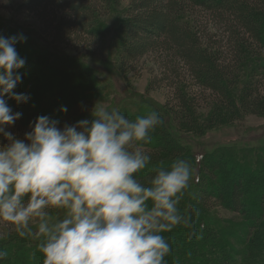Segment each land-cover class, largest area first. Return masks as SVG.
I'll use <instances>...</instances> for the list:
<instances>
[{"label":"trees","instance_id":"1","mask_svg":"<svg viewBox=\"0 0 264 264\" xmlns=\"http://www.w3.org/2000/svg\"><path fill=\"white\" fill-rule=\"evenodd\" d=\"M122 1L126 3L117 35L119 63L126 67L151 55H165L166 60L160 66L164 70L160 76L150 78L148 87L151 89L155 83L166 81L176 85L174 114L182 116L189 130H197L193 110L198 105L197 96L176 84L182 82L181 73L176 71L179 65L201 90L211 92L207 104L216 118L213 121H222L220 116L223 115L238 120L247 112L264 113V90L259 87L260 82H264V0H19L15 12L34 15L40 33L54 47L36 50L28 43L25 51L19 52L26 59V65L20 70L23 80L15 91L28 94L30 99L23 104L8 100L13 112L22 114L15 124L30 126V122L41 115L58 120V126L90 120L84 109L95 105V75L93 78L87 61L81 56L62 54L57 46L72 43L76 54L87 55L92 48L83 47L87 40L97 45L102 38L101 18L109 13L113 3ZM200 15L205 16V25L200 23L203 16L198 20ZM56 62L61 64L64 77L57 78ZM167 69L171 70L170 74H166ZM40 84L44 85L42 92L38 89ZM50 92L55 97H51ZM63 107L67 108L66 112L59 110L51 117L54 109ZM122 111L129 119L135 118ZM157 113L163 120L164 114ZM144 147L152 155L148 169L138 174L145 182L151 177L152 167L161 163L166 167L177 157L189 159L186 146L165 128L163 121L152 133L151 144ZM234 152L235 149L217 146L201 153L195 170L197 190L193 202L190 203V197L184 198L180 208L199 209L200 215L194 219L198 233L203 225L202 238L189 241L188 230L179 226L166 233L167 236L164 234L172 248L166 257L167 264H208L213 258H216L215 264H221L222 258L223 264L233 263L234 256L230 259L225 255V251H229L227 239L234 236V242L240 244L246 236L235 235L232 228H228L229 231L224 227L233 220L230 217L226 222L218 221L219 225L210 213L201 210L210 212L208 207L212 204L243 217L249 214L242 233L250 235L255 231L256 234L264 225V159H252L247 152L246 157L239 160ZM205 157L210 159L203 163ZM231 225L237 228L235 222ZM26 239L27 242H14L11 237L1 240L0 248L7 251L8 256L0 264H42V255L35 251L37 242ZM251 252V255L257 252L260 258L264 257V250Z\"/></svg>","mask_w":264,"mask_h":264},{"label":"clouds","instance_id":"2","mask_svg":"<svg viewBox=\"0 0 264 264\" xmlns=\"http://www.w3.org/2000/svg\"><path fill=\"white\" fill-rule=\"evenodd\" d=\"M26 39L0 35V221L37 242L42 264H167L165 233L179 226L189 241L202 238L199 209L179 207L195 175L192 162L177 157L152 167L146 182L138 177L152 161L144 146L162 123L156 111L129 119L95 104L90 120L61 128L41 115L23 139L6 131L22 115L8 100L30 99L15 91L26 65L16 44ZM7 256L0 248V261Z\"/></svg>","mask_w":264,"mask_h":264},{"label":"rangeland","instance_id":"3","mask_svg":"<svg viewBox=\"0 0 264 264\" xmlns=\"http://www.w3.org/2000/svg\"><path fill=\"white\" fill-rule=\"evenodd\" d=\"M18 3L19 0H0V35L4 34L9 37V32L11 31V36L23 34L27 37L26 41L16 44L18 53L23 49L25 51L26 48L24 47L27 46L28 43L36 50L47 49V47L53 48L54 45L51 44L50 40L40 33L39 23L34 15L15 12ZM125 3L126 1H122L120 4L113 3L109 13L105 15L104 18H101L100 24L103 23L102 38L97 45L87 40V43L83 47L87 45L92 46L90 49L91 51H88L87 55H82L80 53L76 54L71 46L72 43L70 45L57 46L58 49L62 51L60 52L58 50V52L62 54L66 52L73 53L74 55L81 56L82 59L87 61L86 63L89 65L88 68H90L93 78L94 75L96 78L94 83L96 85L95 89L97 94L95 104L105 106L108 109L117 108L120 111L125 110L134 116L143 114L145 111L148 112V110H156V112L161 111L162 114H164L162 121L164 122L165 128L168 130L170 129L186 146V154L188 153V160L192 162L194 170H196L198 164L196 157H200L202 152L214 150L217 146H226L229 149H235V152L239 156V160L242 158L244 159L247 152L253 156L252 159H264V113L252 114L247 112L241 114L238 120L223 115L220 116L223 118L222 121H213L216 118L212 116V109L207 104L211 92L201 90V88L191 80L187 72L179 65L176 66V71L177 73H181V78H179V80L181 79L182 82L176 84H179V87H183L189 93L197 96L196 103L198 105H195V108H193L197 130L196 128H194V130H189V128L186 127L187 123L181 118L182 116L180 114H174V111L177 109L174 94V87L176 85L166 81L155 83L151 89L148 87L150 78L156 75L160 76V73L164 70L160 68V66L166 60L165 55H151L135 64L127 65L126 67L121 66L117 55V35L119 33V25L123 16L122 9ZM201 16L203 15L199 16V21ZM205 21V16H203L200 23L205 25ZM55 70L57 78L59 75L62 76L63 72H61L60 63H55ZM170 71L171 70L167 69L166 74H170ZM170 77L173 76L171 75ZM43 86V84L39 85L38 89L40 92L43 91ZM259 87L264 90L263 81L260 82ZM51 93L52 92H50L51 97H55ZM234 95L235 97L237 96L236 93ZM54 110V114L51 115L53 118L56 116V111L60 109ZM91 110L92 108L89 109V107L88 109H84V112L89 113L90 119H92ZM64 123H66V121ZM64 125L65 124L58 127L62 128ZM6 131L12 132L23 139L24 134L31 131V128L30 126L23 127L14 123L12 126L6 128ZM5 142L6 141L0 137V144ZM146 150L148 151V149ZM193 154L195 156H193ZM207 157L203 158V163H206V161L210 159ZM202 170L203 168L201 167V174L203 173ZM195 175L179 207L184 204V198L190 197V203L193 202V195L197 190L194 186L196 182ZM210 183L213 184L214 181L210 180ZM208 208L210 212L205 209L201 210L204 213H210L217 222L221 221V223L226 222L225 220L230 217V219H233L230 221L235 222L237 225L235 227L237 228H233L231 222H228L229 225L224 227H226L227 230H229L228 228H232L234 232H231L235 235H239L240 237L246 236L245 240L239 242L240 244L234 242V236H232L231 239H227L226 248H228L229 251H225V255L230 257V259L234 256L235 260H233L232 264L264 263V257L260 258L256 252L257 250L259 252L260 250H264V230L262 229L264 225L256 234H254V231L252 234L247 235L242 233V230L246 228L245 224H247L250 218L249 214L243 217L239 214L236 215L229 209L213 204ZM218 224L220 225L219 222ZM247 233H249V231ZM0 235H3L5 239L9 237L14 238V242L20 240H25L27 242L26 238H16L18 234L15 227L3 221H0ZM165 235L167 236L166 233ZM2 244L3 242L0 240V247ZM237 251L239 252L237 253ZM251 251L256 253L252 254V256ZM215 260L216 258H213L210 261L211 263L208 264H215ZM223 262L224 258L221 259L220 263L223 264Z\"/></svg>","mask_w":264,"mask_h":264}]
</instances>
